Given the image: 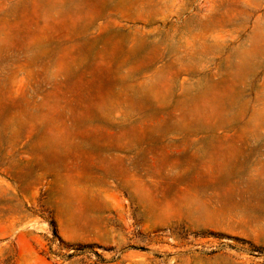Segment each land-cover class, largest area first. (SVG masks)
I'll return each mask as SVG.
<instances>
[{"label":"rangeland","instance_id":"374dc122","mask_svg":"<svg viewBox=\"0 0 264 264\" xmlns=\"http://www.w3.org/2000/svg\"><path fill=\"white\" fill-rule=\"evenodd\" d=\"M0 264H264V0H0Z\"/></svg>","mask_w":264,"mask_h":264}]
</instances>
